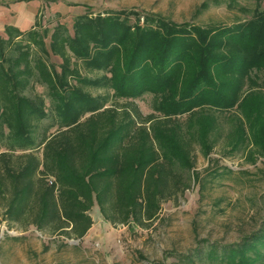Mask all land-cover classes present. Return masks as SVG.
Here are the masks:
<instances>
[{"label":"trees","instance_id":"trees-1","mask_svg":"<svg viewBox=\"0 0 264 264\" xmlns=\"http://www.w3.org/2000/svg\"><path fill=\"white\" fill-rule=\"evenodd\" d=\"M128 15L80 17L75 37L57 25L49 45L40 23L25 31L5 27L6 38L0 37V143L7 140V151L0 152V224L81 239L94 224L90 211L97 205L115 226H150L162 203L189 185L174 172L183 151L165 142L175 120L144 115L136 98L151 94L161 114L207 113L217 125L218 113L239 103L245 81L264 90V14L214 27L178 26L157 15L145 16L143 25L139 17L132 24ZM66 50L86 64L109 69L110 83L67 68L61 54ZM58 54L64 59L61 73L50 60ZM35 83L45 88L49 108L41 95H28ZM83 85H104L113 94L93 96ZM48 116L52 122L40 131ZM250 116L248 129L257 143L264 122ZM244 136L229 142L233 150ZM201 143L205 153L215 146L208 134ZM40 149L41 156L36 153ZM206 245L194 253L210 264H264V230L234 245Z\"/></svg>","mask_w":264,"mask_h":264},{"label":"rangeland","instance_id":"rangeland-1","mask_svg":"<svg viewBox=\"0 0 264 264\" xmlns=\"http://www.w3.org/2000/svg\"><path fill=\"white\" fill-rule=\"evenodd\" d=\"M117 11L129 14L132 24L139 17L143 25L145 16L157 15L178 26H232L250 21L255 13L264 14V0H0V37L6 38L7 25L25 31L40 23L41 32L48 31L45 42L49 45L57 25L65 27L64 34L75 37L80 17ZM61 34L57 33V38ZM61 54L70 70L78 69L82 76L110 83L109 69L86 64L68 50ZM50 60L61 73L63 57L52 55ZM83 89L93 96L113 94L104 85H83ZM243 89L233 109L218 113L217 125L208 120L207 113L192 117L189 111L161 114L154 95L136 98L144 115L175 120L171 137L165 142L183 151L184 156L174 162V172L189 185L182 194L162 203L159 217L150 226H115L105 220L97 205L90 211L94 224L81 239L53 236L34 226L24 230L2 221L0 264H210L209 259H200L194 252L207 243L219 247L241 243L264 230V150L259 152L264 148V134L259 128L261 139L254 143L248 129L250 112L264 122V90L246 81ZM28 95H41L47 108L51 106L41 84L35 83ZM45 119L40 131L53 117ZM206 126H210L209 131ZM56 130L57 126L52 127L49 133ZM207 134L210 146L215 143L209 153L203 152L201 143ZM237 135L238 139L244 136V142L238 146L237 139L233 150L229 142ZM35 139L40 142V137ZM6 143L4 138L0 152L7 151ZM36 153L41 156L42 149ZM3 213L0 205V219Z\"/></svg>","mask_w":264,"mask_h":264}]
</instances>
